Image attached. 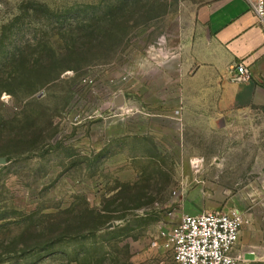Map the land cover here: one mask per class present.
Masks as SVG:
<instances>
[{
  "label": "rangeland",
  "instance_id": "rangeland-1",
  "mask_svg": "<svg viewBox=\"0 0 264 264\" xmlns=\"http://www.w3.org/2000/svg\"><path fill=\"white\" fill-rule=\"evenodd\" d=\"M218 1L0 0V264H173L161 231L235 209L264 264V107L139 113L171 111L145 74Z\"/></svg>",
  "mask_w": 264,
  "mask_h": 264
},
{
  "label": "crops",
  "instance_id": "crops-1",
  "mask_svg": "<svg viewBox=\"0 0 264 264\" xmlns=\"http://www.w3.org/2000/svg\"><path fill=\"white\" fill-rule=\"evenodd\" d=\"M240 63H245L252 73L251 81L245 84L232 81V72ZM154 73L156 80L164 82L165 94L170 90H166L165 82L179 83L174 95L177 99L168 113L139 112L146 117L182 122L190 114H214L216 118L262 108L264 28L246 0H219L204 6L195 12L179 51L147 70V80ZM145 103L151 104L148 100Z\"/></svg>",
  "mask_w": 264,
  "mask_h": 264
},
{
  "label": "built area",
  "instance_id": "built-area-1",
  "mask_svg": "<svg viewBox=\"0 0 264 264\" xmlns=\"http://www.w3.org/2000/svg\"><path fill=\"white\" fill-rule=\"evenodd\" d=\"M246 1L264 28V0ZM251 79L252 73L245 63L235 66L233 82L245 84ZM243 217L237 209L185 215L176 227L161 231L160 242L155 241L152 245L171 251L173 264H239L241 260L245 263L248 261L237 255L245 223ZM247 253L256 256L253 250Z\"/></svg>",
  "mask_w": 264,
  "mask_h": 264
},
{
  "label": "water",
  "instance_id": "water-1",
  "mask_svg": "<svg viewBox=\"0 0 264 264\" xmlns=\"http://www.w3.org/2000/svg\"><path fill=\"white\" fill-rule=\"evenodd\" d=\"M115 104H116V107L118 108H123L124 105H125V102L123 101V98L122 96H118L116 99H115ZM6 163V159L5 158H0V164H5ZM113 227V224H109V226L106 227V229H110Z\"/></svg>",
  "mask_w": 264,
  "mask_h": 264
},
{
  "label": "trees",
  "instance_id": "trees-1",
  "mask_svg": "<svg viewBox=\"0 0 264 264\" xmlns=\"http://www.w3.org/2000/svg\"><path fill=\"white\" fill-rule=\"evenodd\" d=\"M113 219H114V216H112V215L108 217V220H109V221H112ZM107 223H108V222H107Z\"/></svg>",
  "mask_w": 264,
  "mask_h": 264
}]
</instances>
